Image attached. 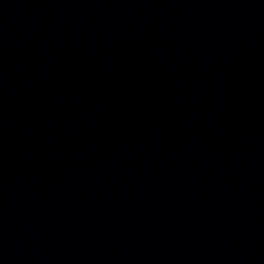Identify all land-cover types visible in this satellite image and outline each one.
Masks as SVG:
<instances>
[{"label": "water", "instance_id": "water-1", "mask_svg": "<svg viewBox=\"0 0 264 264\" xmlns=\"http://www.w3.org/2000/svg\"><path fill=\"white\" fill-rule=\"evenodd\" d=\"M0 264H264V0H0Z\"/></svg>", "mask_w": 264, "mask_h": 264}]
</instances>
